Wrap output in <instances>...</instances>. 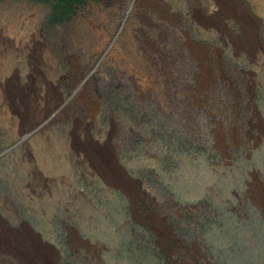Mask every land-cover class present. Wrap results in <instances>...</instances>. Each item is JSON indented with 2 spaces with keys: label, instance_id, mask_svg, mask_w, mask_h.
<instances>
[{
  "label": "rangeland",
  "instance_id": "obj_1",
  "mask_svg": "<svg viewBox=\"0 0 264 264\" xmlns=\"http://www.w3.org/2000/svg\"><path fill=\"white\" fill-rule=\"evenodd\" d=\"M0 37L50 110L17 124L0 88V264H264V0H0Z\"/></svg>",
  "mask_w": 264,
  "mask_h": 264
},
{
  "label": "bare ground",
  "instance_id": "obj_2",
  "mask_svg": "<svg viewBox=\"0 0 264 264\" xmlns=\"http://www.w3.org/2000/svg\"><path fill=\"white\" fill-rule=\"evenodd\" d=\"M219 1V0H218ZM143 3V2H142ZM227 6V5H226ZM231 11L232 17L236 19L237 21L240 22V17L236 15L235 9L230 7L229 9ZM245 20V19H244ZM203 23V22H202ZM0 42H2V38L0 37ZM33 44H37L36 39H33L32 42H26V47H24V50H29L32 52L34 59H37L36 51L33 48H30V46ZM26 52V51H25ZM30 54V53H29ZM36 55V56H35ZM31 60V61H33ZM37 61V60H36ZM37 67V66H36ZM38 68V67H37ZM4 78V77H3ZM34 86L30 85L27 87L30 91L25 92L23 88H20L18 85L14 84L11 79H6L4 82L0 83V88L1 91L3 92V102L6 108L10 109L11 114L13 116H16L19 122L17 124H23V123H28V124H38L41 122L43 119H45L46 115H48L49 111L47 108L43 107L40 108L38 104V93L33 88ZM26 88V87H25ZM24 92V93H22ZM32 92L34 94H32ZM32 96V97H31ZM92 108V107H91ZM9 113V112H8ZM10 115V114H9ZM48 122V121H47ZM11 123V122H10ZM222 146V145H221ZM75 148V147H74ZM77 150H81L82 153H84V156L86 160L89 162L90 167L93 171V174H97L98 178L104 183L107 184L109 187H114L116 189H121L122 191L129 192L132 189H135V183L127 178L125 173L123 172L120 167L117 166L116 162L114 161V158H110L107 154L103 153L100 149V147L91 144V145H85V146H78ZM259 160L262 162L261 164L263 165L264 163V155H262ZM260 164V165H261ZM200 167V166H199ZM90 169V170H91ZM203 171V169H202ZM201 171V172H202ZM206 171V170H205ZM196 171L195 173H197ZM192 173V172H191ZM194 173V172H193ZM202 176V175H201ZM104 180V181H103ZM231 180V179H229ZM213 181V180H212ZM232 181V180H231ZM180 185V184H179ZM222 185V184H221ZM106 186V187H107ZM262 186V185H261ZM108 187V188H109ZM107 188V189H108ZM222 188V187H221ZM252 189V188H251ZM136 190V189H135ZM227 190V189H226ZM225 192V191H224ZM137 194V193H136ZM193 194V193H192ZM251 195V194H250ZM252 197L261 205L264 204V191L263 190H256L252 193ZM256 202V203H257ZM120 205V204H119ZM260 205V206H261ZM264 206V205H263ZM119 207V206H118ZM119 214V213H118ZM117 215V214H116ZM121 216V215H120ZM119 216V217H120ZM117 217V216H116ZM158 219V218H156ZM102 221V220H101ZM119 222V221H118ZM112 223V222H111ZM111 223H103L101 226L104 230V233L107 231L114 230V226L111 225ZM116 225V223H114ZM160 225V224H159ZM165 225V224H164ZM118 226V225H117ZM156 226V225H153ZM160 228L161 234L165 235L168 233V227H163L158 226ZM94 229V228H93ZM101 230V229H100ZM99 231V230H98ZM102 231V230H101ZM118 232V230H117ZM159 232V231H158ZM97 233V232H96ZM103 233V232H100ZM114 233V231H113ZM118 234V233H117ZM214 233H212L213 235ZM107 235V234H106ZM98 236V234H97ZM100 236V235H99ZM119 236V235H118ZM111 237V236H110ZM113 237V236H112ZM124 237V235L122 236ZM36 238V237H35ZM101 238V236H100ZM107 236H102L101 239L103 240H108ZM114 239H117L114 238ZM217 239V238H216ZM215 239V240H216ZM113 240V239H112ZM111 241V240H110ZM124 238H120L119 240H116L114 243L112 242V246L116 248H119L118 244L122 243L123 244ZM163 241V240H162ZM220 243V242H219ZM35 249V248H34ZM36 251V250H35ZM121 251V250H120ZM41 253V252H40ZM117 253V252H116ZM115 253V254H116ZM119 255V254H118ZM20 256V261L22 264H36V259H44V256H47L46 254H37L34 251L27 250L24 253H21ZM221 256V255H220ZM51 256L49 255V258ZM110 258V257H109ZM114 258H122V257H117L115 255H111V258L109 260H114ZM124 258V257H123ZM48 260V258H47ZM116 261V260H115ZM109 262V261H108ZM120 262V260H119ZM124 262V261H123ZM113 264V261L111 262ZM115 264V263H114ZM121 264V263H120ZM123 264V263H122ZM125 264V263H124Z\"/></svg>",
  "mask_w": 264,
  "mask_h": 264
},
{
  "label": "flooded vegetation",
  "instance_id": "obj_3",
  "mask_svg": "<svg viewBox=\"0 0 264 264\" xmlns=\"http://www.w3.org/2000/svg\"><path fill=\"white\" fill-rule=\"evenodd\" d=\"M148 216V215H147ZM154 225H155V221H154ZM154 228L156 229V230H158V228L156 227V226H154Z\"/></svg>",
  "mask_w": 264,
  "mask_h": 264
}]
</instances>
